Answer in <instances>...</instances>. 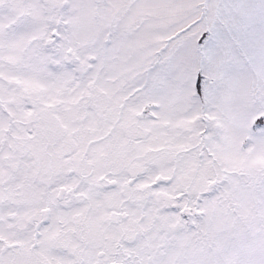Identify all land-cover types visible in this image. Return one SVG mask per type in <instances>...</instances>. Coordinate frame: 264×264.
I'll list each match as a JSON object with an SVG mask.
<instances>
[{"label": "snow or ice", "instance_id": "snow-or-ice-1", "mask_svg": "<svg viewBox=\"0 0 264 264\" xmlns=\"http://www.w3.org/2000/svg\"><path fill=\"white\" fill-rule=\"evenodd\" d=\"M0 264H264V0H0Z\"/></svg>", "mask_w": 264, "mask_h": 264}]
</instances>
